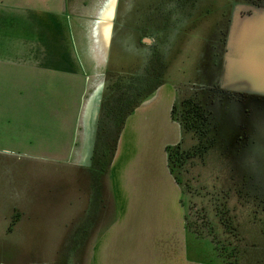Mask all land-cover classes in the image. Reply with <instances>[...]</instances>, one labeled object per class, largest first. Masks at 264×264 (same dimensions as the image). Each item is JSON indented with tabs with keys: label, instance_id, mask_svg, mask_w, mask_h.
Here are the masks:
<instances>
[{
	"label": "rangeland",
	"instance_id": "rangeland-1",
	"mask_svg": "<svg viewBox=\"0 0 264 264\" xmlns=\"http://www.w3.org/2000/svg\"><path fill=\"white\" fill-rule=\"evenodd\" d=\"M117 1L114 41L119 46L113 53L115 61L110 59L106 68L103 96L109 101L102 97L92 168L66 160L79 84L63 78L55 87L48 79L33 82L25 77L26 91L36 92V99L26 102L24 146L0 145V264H103L99 242L118 217L102 152L107 148L110 159L119 130L102 110L104 104H113L126 94L130 80L136 82L132 86L137 90L135 96L132 92V107H139L151 90H164L165 85L174 92L173 106L193 99L211 114L215 147L203 161L187 164L179 175L181 185L177 184L184 223L193 224L197 233L185 230L188 262L235 264L238 258V264H264V100H242L224 86L226 82L243 84L251 92V74L262 71L251 60L264 41L263 13H255L253 20L242 22L239 28H235L237 22L231 27L225 52L231 13L245 0H170L165 19L146 8L150 1L159 0ZM154 24L169 28L162 34ZM137 26L146 27L140 35L133 32ZM252 49L257 51L252 53ZM163 92L166 98L172 97ZM167 116L164 107L160 112L135 115L131 125L135 124L134 142L140 141L138 152L145 137L166 125ZM167 128L165 137L159 133L166 141L182 143L184 149L195 144L191 134ZM134 150L131 147L129 152ZM137 229L134 225L130 231L128 249L135 260L130 264L136 263L142 251V229L141 233ZM143 239L142 264H153L152 247H146ZM117 247L122 252L120 242ZM113 261L118 264L120 260ZM113 261L111 257L105 264Z\"/></svg>",
	"mask_w": 264,
	"mask_h": 264
},
{
	"label": "crops",
	"instance_id": "crops-1",
	"mask_svg": "<svg viewBox=\"0 0 264 264\" xmlns=\"http://www.w3.org/2000/svg\"><path fill=\"white\" fill-rule=\"evenodd\" d=\"M118 2L0 0V145L7 142L12 147L24 146L26 102L36 99V92L26 91L25 77L32 78L33 82L48 79L55 87L58 79H69L79 84V96L66 160L87 169L92 167L106 68L110 59L115 61L112 52ZM162 89L172 97L167 99L161 89L155 92L127 117L118 137L109 166L118 219L100 239L99 247L104 249L102 253L100 250L103 264L111 261V257L112 261L127 264L135 261L133 251L128 249L134 225L139 233L142 229L146 247H152L153 264L188 262L180 191L170 174L165 151L166 146L175 143L159 135L163 132L165 137L169 126L180 127L171 118L174 92L171 88L165 89V85ZM162 107L168 115L166 125L157 127V134L145 137L142 151L138 152L140 141L134 142L132 120L137 114L160 112ZM131 147H136V151L129 152ZM126 199L128 202L123 209ZM129 201L131 205H127ZM122 234L125 237L120 238ZM143 238L142 251L135 264H142L145 258ZM118 242L123 245L122 252L117 251ZM177 248L182 249L181 253L176 252Z\"/></svg>",
	"mask_w": 264,
	"mask_h": 264
},
{
	"label": "trees",
	"instance_id": "trees-1",
	"mask_svg": "<svg viewBox=\"0 0 264 264\" xmlns=\"http://www.w3.org/2000/svg\"><path fill=\"white\" fill-rule=\"evenodd\" d=\"M128 85H129L128 88H125L126 94L119 95L117 99L113 102V104L112 103L104 104L102 110V115L106 117L108 120H112L115 123V125L118 127L119 133L122 130L127 117L131 115L135 110V107H137V106L134 107L131 106V104L134 101L133 99H131V92L133 91H132V85L131 84ZM140 93L141 92L139 91L137 92V94ZM145 99L146 98H144L143 100ZM105 101H109L107 96L104 99V102ZM140 101L137 100L136 102H140ZM171 118L173 121L179 124L182 132L191 134L195 141V144L189 149H184L182 147V143L173 146L170 145L165 148L169 171L171 175L174 177L176 183L181 185L180 184L181 180L179 178V175L183 172L185 166L195 160L203 161L204 158L207 156V154L213 149V147H215L216 136L211 121L210 111H208L198 101H195L193 99H186V100H182L180 104L174 105L171 110ZM98 133H99V124H98ZM98 133H97V137H98ZM119 133H118V137H119ZM118 137L115 140L114 146L111 148L110 159H107L109 152L108 149L107 148L103 149L102 157L105 158L103 163L108 167L110 166L112 158L114 156ZM185 186L187 187L188 183H185ZM185 226L188 231H191L194 227V225L191 224L189 221L186 222ZM230 229L232 230V228ZM192 231L194 233L196 232L194 230ZM237 262H238V258L235 264H238Z\"/></svg>",
	"mask_w": 264,
	"mask_h": 264
},
{
	"label": "flooded vegetation",
	"instance_id": "flooded-vegetation-1",
	"mask_svg": "<svg viewBox=\"0 0 264 264\" xmlns=\"http://www.w3.org/2000/svg\"><path fill=\"white\" fill-rule=\"evenodd\" d=\"M185 0H181V2H184ZM176 3L178 2L179 3V0L175 1ZM246 3H242L241 5H237L235 7V10L231 13V16H230V19L228 21V26L225 30L226 32V40H225V44H226V50L225 52H227V49H228V41H229V36H230V32H231V27L234 23V20L237 18V17H240V18H245L247 16H253L255 13L257 12H262L264 13V0H245ZM135 3H138L137 1H135ZM168 4H170V0H159L155 3L153 2H149L146 6L147 10L150 11V12H155L157 13L162 19H165V18H168V14H169V11H168ZM137 7V8H136ZM135 7V10L136 9H139V6H136ZM166 10L168 13H164L163 10ZM132 10H134V8H132ZM237 12V14H236ZM135 13V11H134ZM138 12L135 13V15L137 14ZM237 15V16H236ZM137 16V15H136ZM137 18V17H136ZM158 20V19H157ZM152 26H155L156 29L159 31V33H164L166 31V29L169 28H165L163 27L164 25H160V24H154ZM116 27H117V24H116ZM146 27H142V26H137L135 28H133V32L136 34H139L138 32H140L142 29H145ZM121 30V27L119 28ZM125 28L123 27L122 30H124ZM116 31V29H115ZM123 31H121L120 33H122ZM117 46V47H116ZM119 45L117 44H114V52H115V49L118 48ZM136 42L132 44V48H136ZM112 52V55H114ZM135 81H132V83H134ZM131 85H133L131 83V80L129 82ZM136 84V82H135ZM104 90H105V86H104ZM157 88H155L154 90H151V95H149V97H151L155 92H156ZM132 91H133V94L134 96L136 95V88L132 86ZM224 91V90H223ZM222 91V92H223ZM234 95H241L240 98L243 99H247V98H250V99H256V100H264V97L262 96H258V95H253V94H249V93H241V92H232ZM224 94H227V91H224ZM131 97L132 96V92H131ZM148 97V98H149ZM236 97V96H235ZM146 100V99H145ZM145 100H143L141 103H143ZM141 103L139 105H141ZM101 106H102V102H101ZM138 107V106H137ZM136 107V108H137ZM135 108V110H136ZM134 112V111H133ZM175 122V121H174ZM179 125V124H178ZM180 127V126H179ZM97 141V140H96ZM173 146V145H171ZM167 147V146H166ZM93 159V158H92ZM92 165H93V162H92ZM92 168V167H91Z\"/></svg>",
	"mask_w": 264,
	"mask_h": 264
},
{
	"label": "water",
	"instance_id": "water-1",
	"mask_svg": "<svg viewBox=\"0 0 264 264\" xmlns=\"http://www.w3.org/2000/svg\"><path fill=\"white\" fill-rule=\"evenodd\" d=\"M254 16L255 14L253 16H247L245 18L237 17L234 20L233 25L235 26V23L237 22L235 28H239L242 22L251 21L254 19ZM263 16H264V13H263ZM233 29L234 28H232V30ZM143 41L146 43H150L149 39H144ZM258 46L260 50L259 52L255 54L254 58L251 61L254 62L256 66L260 67L262 71L260 74H254V73L251 74L250 81L252 82V86H253V88H251L250 90L251 92H248V90L243 87V84H240V85L237 84V86H235L233 83H230V82L229 83L226 82V85H224L227 90L234 91V92L249 93V94L264 97V41H262V43H260ZM256 51L257 50L255 49L250 50V52L252 53ZM244 59L245 57H243L241 60L243 61ZM249 61L250 60L248 59V62Z\"/></svg>",
	"mask_w": 264,
	"mask_h": 264
}]
</instances>
